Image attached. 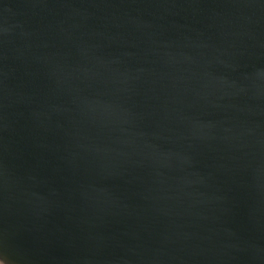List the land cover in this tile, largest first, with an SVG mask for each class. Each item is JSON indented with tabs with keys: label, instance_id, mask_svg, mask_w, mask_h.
I'll list each match as a JSON object with an SVG mask.
<instances>
[{
	"label": "water",
	"instance_id": "95a60500",
	"mask_svg": "<svg viewBox=\"0 0 264 264\" xmlns=\"http://www.w3.org/2000/svg\"><path fill=\"white\" fill-rule=\"evenodd\" d=\"M0 260L264 264V0H0Z\"/></svg>",
	"mask_w": 264,
	"mask_h": 264
},
{
	"label": "bare ground",
	"instance_id": "6f19581e",
	"mask_svg": "<svg viewBox=\"0 0 264 264\" xmlns=\"http://www.w3.org/2000/svg\"><path fill=\"white\" fill-rule=\"evenodd\" d=\"M0 262H1L2 264H5V263H4L3 261H1V260H0Z\"/></svg>",
	"mask_w": 264,
	"mask_h": 264
},
{
	"label": "rangeland",
	"instance_id": "374dc122",
	"mask_svg": "<svg viewBox=\"0 0 264 264\" xmlns=\"http://www.w3.org/2000/svg\"><path fill=\"white\" fill-rule=\"evenodd\" d=\"M0 264H2V263L0 262Z\"/></svg>",
	"mask_w": 264,
	"mask_h": 264
}]
</instances>
